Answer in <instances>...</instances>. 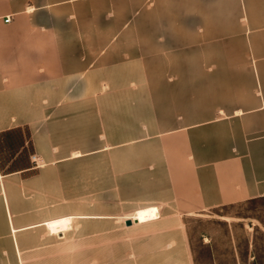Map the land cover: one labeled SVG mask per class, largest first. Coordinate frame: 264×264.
<instances>
[{"label": "rangeland", "instance_id": "374dc122", "mask_svg": "<svg viewBox=\"0 0 264 264\" xmlns=\"http://www.w3.org/2000/svg\"><path fill=\"white\" fill-rule=\"evenodd\" d=\"M92 5L91 18L61 20V26L76 33L78 41L92 45L93 58L104 60L110 71L119 57L120 83H105L100 91L108 96L107 106L119 107L120 113L109 115L108 130L102 128L100 115H94L91 140L85 137V125L78 124L77 142L82 146L73 151L69 145L73 126L67 114H51V110L68 108L69 84L56 98L32 101L40 111L46 104L51 108L44 116L38 115V109L29 113L24 101L17 115L0 113L1 122L20 118L14 125L25 124L23 118L42 122L45 117L46 122L56 123L50 127L54 135L30 132L44 142L37 148L41 155L30 153L31 172L13 181L0 175V190L11 182L17 187L18 193L12 196L13 219L23 228L16 235L27 241L19 252L0 191V264H173L161 254L170 245L175 248L176 264H190L183 241L191 264H264V197L194 215L162 214L169 218L150 223L146 222L152 218L147 217L155 212L141 211L137 219L146 224L135 225L131 220L133 224L127 225L128 217L137 211L123 209L132 200L129 194L120 195V173L129 174L127 156L133 146L141 144L140 152L148 147L156 120L169 124L176 118L175 110L193 108L195 100L190 97L198 85L207 87L197 83L202 79L198 61H211L213 52L187 50V32L197 20L182 18L181 0H93ZM99 65L94 60L89 70L97 71ZM204 70L208 76L213 67L207 65ZM116 90H120L118 98ZM99 94H94L95 108L101 106ZM77 99L83 107V100H90ZM156 104L164 112L160 116L150 113L149 106ZM0 110L10 111V101L0 99ZM178 117L193 123L196 116ZM75 151L79 156H72ZM46 153L56 161L46 160ZM64 216L74 217L73 221L70 217L54 220L52 230L61 232L62 239L38 224Z\"/></svg>", "mask_w": 264, "mask_h": 264}, {"label": "crops", "instance_id": "0c3cea01", "mask_svg": "<svg viewBox=\"0 0 264 264\" xmlns=\"http://www.w3.org/2000/svg\"><path fill=\"white\" fill-rule=\"evenodd\" d=\"M181 2L182 18L197 20L196 26L187 32V50L213 52L211 61H198L202 79L197 83H207V87L198 85L190 97L195 100L193 108L175 110L172 123L161 121L159 125L156 120L148 147L140 152L141 144L133 146L127 156L125 168L129 174L120 173V195H130L132 203L123 209L137 210L128 217L135 225L169 218L162 214L171 215V212L194 215L264 197V0ZM92 3L93 0H0V99L10 101L11 106L10 111L0 110V113L17 115L24 101L28 112L35 114L38 107L32 105L34 99L56 98L69 84L68 108L53 109L56 112L51 110V114H67V122L73 126L69 144L74 147L72 151L82 146L77 142L78 124L85 125V137L91 140L94 115H100L102 128L108 130L109 115L120 113L119 107L107 106L108 96L100 91L105 83H120L119 57L118 64H112L115 68L110 71L104 60L93 58L92 45L78 41L76 33L61 26V20L91 18ZM7 18H11L8 23ZM94 60L100 64V72L89 70ZM207 65L213 67L208 76L204 70ZM116 91L118 98L120 90ZM98 92L101 106L95 108L93 98ZM83 96L90 100H83L84 107L78 106L77 98ZM149 107L150 113L159 116L164 113L157 104ZM49 109L46 104L37 113L44 116ZM189 114L196 116L195 122L178 117ZM79 115L85 119L78 118ZM42 119L35 122L33 118H23L25 124L17 125L14 122L20 118L7 117L0 121L2 177L13 181L33 170L30 153L41 155L37 148L44 142L30 132L42 130L44 137L54 135L50 127L56 125L46 122L45 117ZM77 154L75 151L72 156ZM54 157L46 153L45 158L56 161ZM16 188L11 182L0 191L4 193V206L20 252L27 241L16 235L23 230L18 228L20 221L13 219L16 208L12 196L18 193ZM141 211L155 213L147 217L151 221L141 223L137 219ZM65 217H70L71 222L74 218L55 217L38 224H44L52 235L62 239L61 232L52 231L53 222ZM170 246L161 254L176 264L175 248ZM183 247L191 264L184 241Z\"/></svg>", "mask_w": 264, "mask_h": 264}, {"label": "water", "instance_id": "95a60500", "mask_svg": "<svg viewBox=\"0 0 264 264\" xmlns=\"http://www.w3.org/2000/svg\"><path fill=\"white\" fill-rule=\"evenodd\" d=\"M126 223H127L128 226L133 224V222L131 220H128Z\"/></svg>", "mask_w": 264, "mask_h": 264}, {"label": "built area", "instance_id": "2783aa9c", "mask_svg": "<svg viewBox=\"0 0 264 264\" xmlns=\"http://www.w3.org/2000/svg\"><path fill=\"white\" fill-rule=\"evenodd\" d=\"M11 21V18H7L6 19V22L8 23V22H10Z\"/></svg>", "mask_w": 264, "mask_h": 264}, {"label": "bare ground", "instance_id": "6f19581e", "mask_svg": "<svg viewBox=\"0 0 264 264\" xmlns=\"http://www.w3.org/2000/svg\"><path fill=\"white\" fill-rule=\"evenodd\" d=\"M78 155V154H77Z\"/></svg>", "mask_w": 264, "mask_h": 264}]
</instances>
